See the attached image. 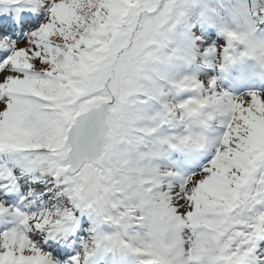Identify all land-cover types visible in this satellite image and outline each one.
<instances>
[{
    "label": "rangeland",
    "instance_id": "obj_1",
    "mask_svg": "<svg viewBox=\"0 0 264 264\" xmlns=\"http://www.w3.org/2000/svg\"><path fill=\"white\" fill-rule=\"evenodd\" d=\"M108 1L101 0L100 6L122 8L114 13V22L120 25L125 21L114 31V35L118 34L105 65L97 66L98 70L86 79L89 86L85 91L80 83L82 72L77 73L84 67L83 53L76 46L79 42H75L78 35L74 30L96 0L0 1V11L13 12L27 6L41 13L39 20L21 25L14 36L0 34V178L10 180L0 186V207L6 212L0 222L5 226L3 222H11L12 215V221L19 226L0 227V264H7L8 258L17 261L32 257L57 264L46 250L45 238L52 231H66L67 226L72 229L73 224L81 234L78 238L75 234L67 237L71 247L79 245L66 264H146L143 259L150 264H264V164L254 161L238 179L240 187L237 184L235 190L228 186L234 181L227 182V195L214 191L221 184L228 157L239 159L236 147L246 150L247 140L240 137L238 127L247 128L244 132L248 141L252 135L264 133V31L254 27L253 0H226L212 17L211 26L199 24L187 29V46L199 54L201 62L192 66L170 58L168 69L173 76L170 73L167 77L172 81H160L161 95L155 99L149 100L147 94L148 99L141 98L143 104L136 108L148 120L149 131H144L142 137L148 149L132 153L129 163L133 166L131 178L141 184L125 187L124 195L120 193L119 197L112 191L114 186L102 168L105 164L102 165L101 157L85 162L73 175L67 173L66 126L80 110L108 100V93L101 89L107 78L105 89L112 91L125 73L139 70L136 60L144 57L148 33L158 29L172 6L152 17L149 13L153 6L140 5L141 0H134V4L129 0ZM49 3L50 18L45 17ZM130 18V22H139L141 27L138 37L127 44L135 28ZM208 31L216 32V36L207 35ZM108 34L109 37L110 31ZM104 36L105 33L100 37ZM75 46L77 49H71ZM69 47L74 56L66 53ZM95 54L101 57V53ZM120 57L129 67L120 64ZM62 62L68 73L80 74L77 83L66 79L64 93L75 94L68 105H63L58 84L64 78L60 73ZM134 80L138 81V77ZM75 86H81L80 91H74ZM136 86L133 85L134 90ZM255 89L258 93L254 94ZM123 91L117 89L122 106L127 101ZM211 103L217 116L208 113ZM119 104L115 108L119 109ZM225 139L224 156H217L212 163ZM46 145L52 147L46 155H53L49 157L52 174L58 181H68L70 197L76 204V210L69 213L64 223L55 221L49 194L44 195L46 190L32 180L42 168L36 157ZM259 146L254 141L246 153L254 155V148ZM24 147L34 149L28 153ZM8 183L15 186L16 196L11 202L3 198L1 191ZM89 183L93 190L88 189ZM215 197L221 200L217 206ZM223 203L228 205L224 206L222 218L223 211L217 208L222 209ZM126 207L131 210L128 217L123 213ZM139 210L151 220L152 227H146L142 217L130 223ZM201 213H213L211 222L204 223ZM164 219L168 221L165 225L160 221ZM160 225L163 230H155ZM101 239L114 246L105 262L95 259Z\"/></svg>",
    "mask_w": 264,
    "mask_h": 264
},
{
    "label": "trees",
    "instance_id": "obj_2",
    "mask_svg": "<svg viewBox=\"0 0 264 264\" xmlns=\"http://www.w3.org/2000/svg\"><path fill=\"white\" fill-rule=\"evenodd\" d=\"M128 1V0H125ZM133 4L136 3L134 0H129ZM140 5L149 4L153 6V11H151L149 14L153 16L160 15L162 11H164V7H169V13L165 16L164 21L161 23V25L158 27V29L155 28V30L152 33H148L147 40L149 41L146 48H145V54L144 57H141L137 59L139 70L135 69L134 71H131L129 74L128 72L125 73V77H123V81L119 83L117 89L118 92L120 90H124V95L127 97V101L124 103V105H120L118 102V95H117V89L114 88V90H107L105 89L107 87V81L108 78L103 83L101 89L105 90L108 93V101L110 102V116L108 118V130L104 142V150H103V156L101 158V163L103 165V169L108 170V179L109 183L114 186L111 187L113 191L120 193L119 190H124L125 187H128L130 185L131 188H135L134 184L135 181L131 180V175L128 170L132 169L133 166H130L129 164V155L131 152H143L141 149H137V146L139 144L143 143L142 137L145 134V130H148V124L145 122L146 117L144 115H141L139 112V109L136 107L141 108L142 101L141 98H147L145 97L147 95L150 96L149 100L155 99L157 94L161 95L160 93V81H168L167 76L170 75V70L168 69L170 67V58H175L180 62H187L190 65H197L200 61L199 56L195 54L189 53V46H187V37L185 38V31L184 29L186 26H194L200 21H206L210 20L212 15L217 12V5H221V0H141ZM225 1V0H222ZM107 2H110L107 0ZM122 3V2H120ZM98 4V5H97ZM101 0H96L95 3L91 4L90 10L84 15L82 21L77 24L74 32L75 35H78V38L76 36L75 42H79L76 44L77 48L80 46L79 50L81 53H83L82 61H83V69H80L77 71V73L82 72V81H80L78 78L80 74L75 73L71 74L68 73V69H65L66 64L62 62V69H60V73H62V76L64 77L61 83H58L61 87L62 92V101L64 102L63 105H68L71 103L72 98L75 94L73 93H64L66 92V87L68 85V82L66 81L67 78H71L75 83L79 82L85 86L82 90L85 88H88L89 83L87 82L88 76H90L92 73H95L98 68L97 66H100L103 64L105 65L106 58L108 56V53L110 50H112L113 41L115 39L114 31L117 32L122 25L123 21L120 22V25L114 22L115 14L119 11H122V8H112V5L107 6H100ZM171 4V5H170ZM97 6H100L101 9L96 8ZM111 7V9H109ZM252 12H253V21L255 22V26H258L262 31H264V0H253L252 1ZM103 8V9H102ZM109 9V10H108ZM144 11V10H141ZM131 13H128V17H132L129 15ZM50 18V17H49ZM124 18V17H122ZM121 18V19H122ZM97 19H101L102 22H98ZM131 18L129 19L130 22ZM208 22V21H207ZM257 22V24H256ZM132 23L135 28L132 30V32L129 35L128 43H130L131 39L134 37H138L136 35L138 29L141 27L140 23L138 22H130ZM110 31V36L108 37V33ZM105 33V36L101 38L100 36ZM81 37V38H80ZM89 39V40H88ZM79 40V41H78ZM84 40H88V43H84ZM90 44V48H89ZM73 47L71 49L76 48ZM92 47L95 49V51L101 53V57L95 54V51L92 49ZM76 48V49H77ZM88 48V50H87ZM70 50V47L68 48V52ZM66 52V51H64ZM66 52L69 56H74L73 52ZM93 53V54H92ZM95 55L98 57H95ZM118 57V54H116ZM71 58V57H70ZM116 61V59H115ZM90 62L95 63L96 65H91ZM119 62L124 67H129V64L125 62L124 57H120ZM89 67V70H86ZM94 67V68H92ZM87 73V75L84 77V74ZM114 73V72H112ZM74 75V76H71ZM138 77V81L134 80V78ZM87 79V80H86ZM54 81V80H53ZM86 81V82H85ZM74 83V84H75ZM67 84V85H66ZM62 85V86H61ZM134 86L137 87L136 90H134ZM159 86V87H158ZM74 91H80L81 86H75L73 87ZM258 93V92H254ZM148 99V98H147ZM142 103V104H141ZM115 104H119L121 107L115 108ZM136 108V111L130 112L131 109ZM212 110V107H211ZM84 111V110H83ZM79 111L74 115H78L79 113L83 112ZM130 112V114L128 113ZM73 117V118H74ZM259 117V116H258ZM73 118L71 117V122L73 121ZM69 124V125H70ZM69 125L66 126V129L69 127ZM114 129V130H113ZM244 129L238 127V130L240 132V137L245 138L247 141L246 143V150H241L239 147H236L237 150H235V155L237 153H240L239 159L233 160L234 157H228L229 160H226V169L224 170L222 174L220 186H217L214 191L223 192V195H227L228 193V186L230 189L235 190L240 187V182L238 179L241 176L244 175V171H248L247 168L252 165V163L255 160H259L264 164V156L263 151L260 152L261 147L264 146V133L260 134L259 136H256L257 134H249V141H248V135L245 134ZM244 132V133H243ZM228 133V128L223 132L224 137H226ZM252 138V141H251ZM256 141V143H259V147L254 148V155L251 154L249 151L246 153L247 148L252 145V143ZM226 139L222 142L221 147L217 150V155L212 159L215 161V159L219 158L221 154L224 156L223 147L225 146ZM263 145V146H262ZM50 146L47 145V148L42 150L43 153V166L42 171L39 173V180L43 183V186L45 187H51L53 190V200L56 202V215L58 218H62L64 214L70 209L74 208V205L72 201H70L66 196L69 195L67 191V187L64 186V188L57 187L55 185V182H53L50 178H48V171L49 168L46 165L47 162H45L48 158L47 152L49 151ZM234 155V156H235ZM227 157V156H225ZM110 165V166H108ZM250 168V167H249ZM106 170V171H107ZM234 181L231 185H226L227 182ZM41 183V184H42ZM118 185L120 187H118ZM224 187H221L223 186ZM66 187V188H65ZM118 187V188H117ZM89 188H92L91 185ZM220 190V191H219ZM59 193H58V192ZM233 193V191H232ZM129 193H127L128 195ZM215 197L214 199H216ZM213 202V200H212ZM221 200L219 197L217 198L216 202L214 203L216 206L220 204ZM213 204V205H214ZM214 205V206H215ZM225 205L223 203V208L220 209L217 208L219 211L225 210ZM215 206V207H216ZM214 207V210H215ZM132 208V207H131ZM129 207H126V210H124L126 217L130 215L131 210H129ZM138 210H136L137 213ZM135 213V214H136ZM146 214V212H143ZM221 213V212H219ZM225 214V211L222 213ZM137 217H142L146 221V227H152L151 220L146 219L145 215H142V212L139 210L138 214H136ZM213 215V213L209 214H203L201 213V219L204 223H210V217ZM154 221V220H153ZM132 223H135V221H132ZM208 227H212L211 225H207ZM158 228V226H157ZM155 229L159 231L158 229ZM204 231V230H203ZM215 232L214 230H212ZM208 233L209 231H204Z\"/></svg>",
    "mask_w": 264,
    "mask_h": 264
},
{
    "label": "water",
    "instance_id": "obj_3",
    "mask_svg": "<svg viewBox=\"0 0 264 264\" xmlns=\"http://www.w3.org/2000/svg\"><path fill=\"white\" fill-rule=\"evenodd\" d=\"M108 114L109 103L102 101L78 115L69 127L65 140L70 146L67 153L69 173L76 172L86 160H94L100 155L107 129ZM255 231H259L258 225Z\"/></svg>",
    "mask_w": 264,
    "mask_h": 264
},
{
    "label": "bare ground",
    "instance_id": "obj_4",
    "mask_svg": "<svg viewBox=\"0 0 264 264\" xmlns=\"http://www.w3.org/2000/svg\"><path fill=\"white\" fill-rule=\"evenodd\" d=\"M4 213H5V211H3V209L0 207V220H2V218L4 217ZM9 225H11V224H9ZM106 247H109V244H105L104 250H105ZM104 250L103 251L99 250L98 253L96 254L95 259H101L104 255H106ZM143 261L146 262V264H150L148 259H143ZM94 262H96V261H94ZM7 264H51V263L49 262L48 259H44L42 261H38V260H34L33 257H32V258H21L20 260H17V261H11V258H8Z\"/></svg>",
    "mask_w": 264,
    "mask_h": 264
}]
</instances>
